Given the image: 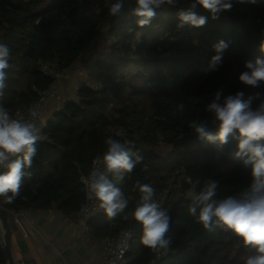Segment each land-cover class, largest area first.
Returning a JSON list of instances; mask_svg holds the SVG:
<instances>
[{
    "label": "trees",
    "instance_id": "1",
    "mask_svg": "<svg viewBox=\"0 0 264 264\" xmlns=\"http://www.w3.org/2000/svg\"><path fill=\"white\" fill-rule=\"evenodd\" d=\"M111 2L0 0V42L11 50L12 65L0 104L10 113L27 110L52 88L55 80L41 71L43 64L64 71L89 50L96 69L81 81L76 99L66 101L42 129L44 140L37 145L32 177L24 179L21 195L11 204L0 198L11 233L17 227L11 211L54 208L65 215L77 213L84 201L81 177L106 151V139L123 128L124 140L143 160L118 185L129 206L114 220L96 214L88 221L91 234L102 239L133 227L136 236L127 264H245L251 252L238 237L220 228L208 232L187 209L208 180L219 182L218 199L244 190L251 182V166L232 158L237 140L230 137L220 148L198 138L189 126L198 118L209 122L210 132L217 131L205 110L217 90L224 96L242 91L244 99L253 97V107L259 103L256 93L264 99V84L254 88L238 80L246 61L264 59V0H233L232 9L218 19L198 6L195 11L208 17L207 23L183 30L176 28L177 13L187 9L189 0L157 10L144 28L129 15L135 0H124L118 17L109 14ZM220 40L228 44L222 63L218 70L206 71L215 55L212 45ZM96 82L98 89L93 87ZM179 103L185 105L183 112L177 111ZM137 180L154 187L155 199L172 216V244L160 258L140 242L141 225L132 214L140 198L133 188ZM7 261L0 233V264Z\"/></svg>",
    "mask_w": 264,
    "mask_h": 264
},
{
    "label": "clouds",
    "instance_id": "2",
    "mask_svg": "<svg viewBox=\"0 0 264 264\" xmlns=\"http://www.w3.org/2000/svg\"><path fill=\"white\" fill-rule=\"evenodd\" d=\"M236 2L256 4L257 0ZM177 4L178 0H135L129 15L135 17L138 27L144 28L152 24L157 10L165 6L176 7ZM198 6L206 10L212 19H218L221 12L232 9L233 0H189L187 9L177 13L178 30L199 28L207 23L208 17L195 11ZM123 9L124 0H114L109 5V14L118 17ZM212 48L215 55L211 57L206 71L218 70L228 44L220 40ZM10 51L5 43L0 42V97L7 88V70L12 67L9 63ZM261 51H264V42L261 43ZM244 68L238 76L239 82L254 88L264 84V59L246 61ZM243 97L242 91L224 96L221 90H217L212 102L205 106L217 131L214 134L210 132L209 122L198 118L189 127L198 138L220 148L229 143L230 137L237 140L236 150L231 156L245 166H251V182L238 194L218 199L219 182L208 180L193 195L187 210L208 232L220 228L230 230L238 237L251 252L245 264H264V99H261V93H256L259 103L253 107V97ZM184 109L183 103L177 105L178 112ZM36 116L37 112L32 110L31 117ZM125 136L126 131L119 128L114 137L106 139V151L93 162L102 166L93 167L84 181L88 199L97 201L98 208L108 220H114L129 206V199L118 185L143 160L141 155L132 151L129 142L124 140ZM40 140L41 129L31 119L19 114L14 117L8 108L0 104V198L6 203L15 202L21 195L24 179L32 177L31 169ZM133 188L140 194L132 214L141 225V244L157 254H167L172 244L169 209L155 199V189L151 184L137 180Z\"/></svg>",
    "mask_w": 264,
    "mask_h": 264
},
{
    "label": "crops",
    "instance_id": "3",
    "mask_svg": "<svg viewBox=\"0 0 264 264\" xmlns=\"http://www.w3.org/2000/svg\"><path fill=\"white\" fill-rule=\"evenodd\" d=\"M74 66H80L79 62L68 69L64 83L60 84L64 99L71 98L78 84L79 79H75L72 69ZM91 70L92 67L84 72L89 74ZM60 108L61 105L54 99L47 103L38 125L41 131ZM24 230L25 233L17 226L12 234L16 264H105L99 239L83 229L79 211L65 215L54 208L29 210Z\"/></svg>",
    "mask_w": 264,
    "mask_h": 264
},
{
    "label": "built area",
    "instance_id": "4",
    "mask_svg": "<svg viewBox=\"0 0 264 264\" xmlns=\"http://www.w3.org/2000/svg\"><path fill=\"white\" fill-rule=\"evenodd\" d=\"M41 71L44 74L54 78L55 83L52 86V88L49 91L41 93L39 98H38V100L33 102L29 106V108L27 110L17 109L15 111L11 112V114L14 117H16L17 114H19L20 117L31 119L36 124L37 127H38L39 123L41 122V120L43 119L44 109H45L47 103L51 99H54L55 101H57V103L60 104L61 107H62L63 104L66 101H68L70 99H73V100L76 99V93H77V91L79 89V86L81 84V82H80L76 86V88H75L76 93H74L71 96V98L64 99V97H63V95L61 94V91H60V83H61V81H63L65 79V77H66V75L68 73V69L64 70V71H58L54 66H51L50 64H46L45 63V64L42 65ZM91 72H93V73L96 72L95 67H92ZM79 74L84 76V79H82V80H87L88 73H84L83 71H81ZM93 87L95 89H98L100 87V83L99 82L94 83ZM0 99H1V97H0ZM32 110H35L37 112V116L36 117H31ZM43 140H44V138H43V136L41 134V140L40 141H43ZM100 157H102V155H97L92 160L90 172H91L93 167L102 166V165H94V163H93L95 160H97ZM90 172H89V174H90ZM89 174L82 176L81 180H80L81 184L84 187V201L80 205L79 214H80V216L82 218L83 229L85 231H89L88 221L92 217H94L96 214L102 213V211L98 208L97 201L88 199L87 186L84 183V181L87 179ZM186 181L188 183H191V180H190L189 177L186 178ZM27 212H28V210H21L19 212L11 211V214L14 217V221H15L16 225L24 233H25L24 222H25V219H26ZM127 217L128 216H126V218ZM135 236H136L135 229L133 227H129L128 229H125V230L121 231L117 235L106 236V237H104L102 239H99L98 243H99L102 251L105 254V264H127L126 254L129 251L130 244H131L132 240L135 238ZM160 257H161V254H159L157 256V258H160ZM154 262H155V260H153L151 263H154ZM6 264H9V262L7 261Z\"/></svg>",
    "mask_w": 264,
    "mask_h": 264
},
{
    "label": "water",
    "instance_id": "5",
    "mask_svg": "<svg viewBox=\"0 0 264 264\" xmlns=\"http://www.w3.org/2000/svg\"><path fill=\"white\" fill-rule=\"evenodd\" d=\"M0 230L2 234L3 245L8 254V262L9 264H16L13 257L12 233L9 226L8 216L2 207H0Z\"/></svg>",
    "mask_w": 264,
    "mask_h": 264
},
{
    "label": "rangeland",
    "instance_id": "6",
    "mask_svg": "<svg viewBox=\"0 0 264 264\" xmlns=\"http://www.w3.org/2000/svg\"><path fill=\"white\" fill-rule=\"evenodd\" d=\"M90 54L91 52L89 50L85 51L84 53V59H86V61L83 59L82 61L79 62L80 66H74L72 69L75 71V79H79L78 80V84L81 82L82 79H84V76L83 75H80L79 73L81 71H86L88 72L89 71V68L93 67V60L90 58ZM90 66V67H89ZM85 73V72H84ZM86 79V78H85ZM66 82V81H65ZM62 83H64V80L61 81V85ZM77 84V85H78ZM66 85V84H65ZM76 93V91L74 92ZM63 95V93H62Z\"/></svg>",
    "mask_w": 264,
    "mask_h": 264
}]
</instances>
